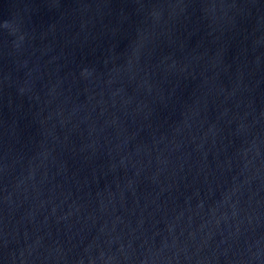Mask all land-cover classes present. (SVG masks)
Wrapping results in <instances>:
<instances>
[{
  "label": "water",
  "instance_id": "obj_1",
  "mask_svg": "<svg viewBox=\"0 0 264 264\" xmlns=\"http://www.w3.org/2000/svg\"><path fill=\"white\" fill-rule=\"evenodd\" d=\"M0 264H264V0H0Z\"/></svg>",
  "mask_w": 264,
  "mask_h": 264
}]
</instances>
